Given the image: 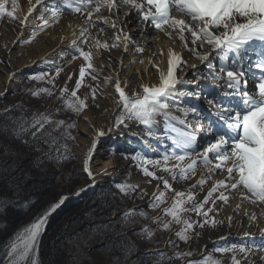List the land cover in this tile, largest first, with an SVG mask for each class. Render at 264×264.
<instances>
[{
	"label": "snow or ice",
	"instance_id": "6c2138e0",
	"mask_svg": "<svg viewBox=\"0 0 264 264\" xmlns=\"http://www.w3.org/2000/svg\"><path fill=\"white\" fill-rule=\"evenodd\" d=\"M11 3V10H6L5 3L0 2V18L7 17L9 20L19 21L22 29L38 19L41 23L36 24V28L43 30L50 23L49 19L44 18L45 13H50L52 21H57L64 10L80 14L85 18L84 24L87 25L80 29L79 35L83 38L80 43L87 41L88 28L99 27L98 22L116 30L118 22L111 17L122 11L126 18L131 15V19L137 23L143 22L146 26L153 27L173 42L178 40L181 47L198 59L206 69L201 71L196 69L195 64L191 65L195 79H187L183 67L187 61L169 49L166 71L157 66L158 84H141V91L129 96L124 90L127 85L122 87L117 79L115 93L118 99L115 103L118 105L119 115L107 132L95 131L83 168L89 180L95 179L90 170V161L101 137L121 126L128 128L126 122L142 125L144 132L148 136H153L156 135L153 129L160 123L158 118L163 117L166 139L171 142L173 150L163 154L160 159L152 160L138 152L134 153L131 159L138 162L144 176L158 181V190L153 193V202L149 205L153 210L166 203L165 191L174 190L166 177H158L155 172L148 169L147 165L168 173L173 181L188 180L196 176L201 167L206 170L207 175L201 173L200 178L187 192L175 191L172 203L163 209L164 214L171 217V221L183 225L175 233L181 241L188 242L190 239L188 233L193 230L194 223H197L183 218V213L195 212L197 216H203L204 221L199 224L203 227L209 224V213L218 211L215 208L217 200L227 204L233 192L238 193L241 200L234 209L237 213L244 202L254 206L264 205V0H35V3L29 0L27 13L22 17L16 14L17 0H11ZM37 6L41 8L40 14L33 17ZM104 12L108 15H103ZM29 17H32V20ZM99 30L106 31L103 27ZM35 34L33 30V36ZM120 40L124 41V51L127 52L132 38L123 29L115 31L111 45L96 40L95 47L104 50L119 47ZM80 43L73 41L75 52L83 57L86 67L81 66L80 78L76 80L75 89L70 97L64 99L66 86L60 90L59 97L64 100V107L77 115L87 108L85 100L77 96V90L80 89L86 75V68L95 70L91 63L92 53L84 52ZM135 50L143 51L139 45H136ZM73 58H76L75 54ZM59 71L58 69L57 73ZM91 71L88 74H91ZM45 76L47 73H40L31 79L40 81ZM92 78L97 79L96 76ZM200 80H208L212 83L201 86L198 83ZM108 82L109 78H106L105 83ZM47 83H52L51 79ZM95 92L96 90L92 89L94 100ZM41 94L52 96L53 92L47 88L31 91L34 98H38ZM184 97L194 98L196 101L205 100L208 105L206 112H202L195 104L185 105L180 99ZM173 107H176L184 118L172 115L169 109ZM189 113H192L194 131L189 130L191 125L186 122ZM63 125L64 121H54L49 115L41 112L32 114L30 125L17 127L21 132L30 131L34 138L39 139L45 133L50 136L49 127L56 129ZM67 127L71 128L74 125ZM201 132L207 137L202 150L198 148V133ZM44 142H48L47 138ZM36 150L39 151V148ZM62 158L68 159L66 155ZM170 161L175 163L169 166ZM217 174L224 178L211 185L203 201L194 204L191 208L185 207L195 198L193 189L199 187L203 190L207 180ZM161 183L163 190L159 189ZM138 187L139 185L131 184L117 185L123 195L135 192ZM214 193L219 194L214 196ZM64 199L66 197H61L60 201L50 206L43 215L38 216L10 237L2 248L0 264H39L40 239L47 217L63 203ZM209 202L213 207L205 210L204 206ZM10 204L11 201L6 198L0 199V210H6ZM133 214V211H129L124 215L127 218ZM141 215H144L143 212ZM244 215L248 217L250 223H254L257 219L255 212L249 215L245 211ZM261 216H264V209L261 211ZM228 220L231 226V217H228ZM171 221L163 222L162 229L168 230ZM154 222L161 224V218L155 217ZM211 223L214 226L217 221L212 220ZM143 231L147 233L149 239L152 237L151 231L148 229ZM260 234L264 238V228L260 229ZM244 235L250 234L245 232ZM236 250L244 253V258H247L248 253L252 251L246 246L214 249L220 253ZM258 250L264 251V247ZM159 255L163 256V253ZM191 255V252H183L170 259H182ZM261 261L264 262V256L261 257ZM185 264H221V261L202 256L196 261H186ZM231 264H241L235 254L231 257Z\"/></svg>",
	"mask_w": 264,
	"mask_h": 264
},
{
	"label": "rangeland",
	"instance_id": "374dc122",
	"mask_svg": "<svg viewBox=\"0 0 264 264\" xmlns=\"http://www.w3.org/2000/svg\"><path fill=\"white\" fill-rule=\"evenodd\" d=\"M23 1L24 0H22V2ZM0 2L5 3L6 10H11V0H9V2L8 0H0ZM40 10L41 8L39 6L38 10H34L33 15L39 16ZM120 14H122V12H120ZM47 15L50 16V13H45L44 18L47 17ZM76 18H78L77 15L74 16L75 20ZM5 19L6 17L0 18V94H2L0 95V107H4V109H15L20 116L17 123H20V120H27V123H30L32 114L41 112L49 115L54 121H64V125L60 128L53 129L49 127L48 131L53 140V142L51 141L52 146L43 147V150L54 152L53 156H58L60 161L57 162L54 157H52V161L50 162H53L54 165L48 167V174L44 172L39 174V177L45 178V180L43 179V184H36V186L40 189H43L42 187L44 186L50 189L51 192L55 191L53 195H50L52 199L50 206L57 204L61 197H66V199H64L63 203L47 217V223L43 230V234L49 224L52 226V224L62 223L61 221H68L69 217H72L81 209H85L86 203L88 202V204L93 205V203L98 201V205L104 206L110 201L113 208L107 210L106 213L111 210L109 216L97 219L87 217L84 218L83 221L79 220V222H76L75 225L78 223L77 226L74 225L72 226L73 228H71L72 231H78L76 232L78 239L79 241L82 240L87 256L90 259L94 258L93 260L95 261L98 260L101 264L106 262L104 254L101 251L102 247L108 249L110 247V242H107L103 234L98 231L99 229H101L103 233L106 231L114 232L116 237H120V239L125 242L124 248L128 245V249H125L124 254L122 250L113 251V255L115 256L117 253L122 255H120V257L117 256V260L114 264L118 262H120L119 264H185L186 261H196L202 256H209L215 260H219L221 264H231V257L233 254L241 261V264H264L261 259H258L260 255L264 253V251L258 250L264 247V238L261 237L260 231H256L254 235L257 237L253 238L238 236L236 234L222 236V231L226 229V223L224 224V218L217 211L209 213V224H205L203 227L199 226V224H202L204 221L203 216H197L195 212L183 213V218L188 219L190 222L197 223H194L193 230L188 233L190 239L187 243L181 241L175 235L183 225L171 221V217L166 216L163 209L170 206L174 199L175 191H188L191 185L194 184V177L185 181H180L179 179L173 181L168 173L161 171L159 168H154L152 165H147L148 169L155 172L158 177H166L174 190L165 191L166 203L161 204L159 208L153 210L149 207L153 202V193L158 190V181L152 179L151 181H147L149 177L143 175L138 162L131 159V156L138 152L152 160L160 159L163 154L170 153L173 150L172 145H165L164 143L161 145V142H159V144L156 142L147 143L144 139H142L144 143L141 141L137 143L133 140V137L127 135H124V137L113 136L112 131L110 134L100 138L94 156L90 161V170L95 179L89 180L87 173L83 171L87 152L91 147L95 131L100 130V127L101 130L105 132L108 131L110 118L106 113H101L103 102H99L96 109H93L94 111L92 108H89L77 115L71 110L66 109L64 107V100L59 99L60 90L65 88V86L67 87V92L64 94V99L70 97L71 92L74 90L72 86L76 85L75 80L79 77L78 71L81 66L86 67L84 59H81L83 57L76 52L78 56L81 57L79 58L81 59V63L78 67L77 65H73L71 60L69 61L71 64L68 63L63 65L64 67L61 66L58 68L56 65H51L52 61L47 56L45 57L42 55V53L38 54L39 57L34 62L28 60L22 62L25 60L24 56H26V53H24L22 49L24 47H30L34 43V40H36L41 33H45L48 28H44L41 32L33 36V30H37L36 24H38L39 21L36 19L33 20V24L27 25V27L13 33V29L6 30L4 28L5 25H7L4 23ZM2 29L5 35L2 33ZM31 31L32 35L30 34ZM96 40L97 39L94 38H87L86 45H88V47L83 43L80 44L81 49H84V52L93 53L94 48L92 46H95ZM142 41L149 42L147 39H142ZM62 51L65 52V57L67 58L68 56V59H70V55L67 53L68 51L65 49H62ZM118 51L119 50L115 49L112 54ZM72 54L71 52V55ZM123 57L124 59H131L129 60L130 63V61L137 56L135 55L132 58V54L128 52ZM135 60L138 61L137 64L140 66V70H136L137 72L133 75V79H129L131 75H127L126 72L124 74L118 73L120 79H129L128 86L130 85L131 87L137 82H142L140 73H142V75L144 73L142 69L143 63H140L141 59L139 56L138 59H134V61ZM121 62L123 63L124 61ZM91 63L95 70L91 71L86 68L87 71H91V75L89 76L91 83L88 82V89L83 91H85L84 95L86 97L91 96L93 99L92 89L96 90L95 95L97 92L100 93L104 90L106 94H108L112 91V81L109 80L108 83H105L106 78L100 75H103L107 70L98 68L97 65L93 64L92 60ZM69 65L74 67L76 71H73L74 74L72 72L74 81L71 80V82H67V84L64 85L65 79L69 77L68 69L71 68ZM13 66L16 68L17 73L12 74V79H18L19 82L13 81L12 83H8L5 79L6 76H11V67ZM127 66L128 65H125L126 68H124V70L128 72ZM58 69L60 70L59 73H57ZM199 69L201 71H206L202 64ZM40 73H47V76L40 81L31 79V77ZM87 74L88 72L86 75ZM93 76H96L97 79H93ZM49 79H51L52 83H47ZM189 79L195 78L193 75H190ZM201 82H204V80H200V83ZM200 85L203 86L205 84L201 83ZM40 88L50 89L53 95L47 96L41 94L38 98H34L31 95V91ZM79 91L81 90H77L78 97L81 96V92ZM97 100L98 99L95 101ZM204 103H206L205 100ZM86 111H92V113H86ZM67 125H74V127L69 128ZM45 135L44 138L48 140L49 135L47 133H45ZM21 148L22 147L19 145H12V150L21 153L20 157L22 158L20 162L23 164H21L20 167H26L25 169H28V165L32 163L28 164V162L31 161L30 159L33 158V155L31 153H24ZM149 150H152V152ZM65 155L68 157L66 160L62 158V156ZM16 160H19V156H17ZM115 161L120 164V169H116L111 165V162L113 163ZM174 163L175 161H170L169 166ZM62 165L64 170L62 177H65L63 181H65V183L67 182L68 185L59 188L62 177H58L57 171ZM161 167H163V165H161ZM73 182H77V184H72ZM121 184L139 185V187L135 192L129 195H123L117 188V185ZM154 186L156 190L152 191ZM159 189L163 190L162 183L159 184ZM203 191L204 190H201L199 187L193 189L195 198L191 203L186 204L185 207L191 208L194 204H199L203 201L204 196L207 195V193ZM45 196L46 195L43 194V197ZM214 196H216V193H214ZM248 204L250 207L262 206ZM223 205L225 204L223 203ZM204 207L206 210L209 207H213V205L209 202V204H206ZM129 211H133L134 214L125 218L124 214ZM141 212H143L144 215H141ZM257 212L259 214L260 211ZM155 217L161 218V224L154 222ZM212 220L217 221L214 226H212ZM166 221H171L170 227L168 230H163L162 223ZM95 222H100L99 227L96 228L97 230H94L96 225H93V223ZM101 223L104 224L102 228H100L102 225ZM143 229H148L153 233L150 239ZM111 236L113 237L112 233ZM169 241H171V244H169ZM232 246H237V248L239 246H246L251 248L252 251L248 253L247 258H244V253H240L238 250L228 253L214 251L216 248ZM183 252H191L192 255L182 259H170V257H175L177 254ZM160 253H163V256L159 255Z\"/></svg>",
	"mask_w": 264,
	"mask_h": 264
},
{
	"label": "bare ground",
	"instance_id": "6f19581e",
	"mask_svg": "<svg viewBox=\"0 0 264 264\" xmlns=\"http://www.w3.org/2000/svg\"><path fill=\"white\" fill-rule=\"evenodd\" d=\"M9 2V0H8ZM7 2V3H8ZM32 3H35V0H32ZM17 9H16V14L18 16H23L24 14L27 13V8L29 7V0H17ZM37 6V10H38ZM41 11V10H40ZM122 12V11H121ZM77 15L78 18L76 20L74 19V16ZM103 15H108L107 12H104ZM35 14L33 15V17ZM46 19L50 20V23L48 26L44 28H48L45 33H41L39 37H37L36 40H34V43L30 47H24L22 50L24 53H26L24 56V61L26 60L34 62L36 59H38L39 55L41 54L44 55L45 57L47 56L51 61L53 66H58L61 67L65 64H68L69 61L73 63V65H77V67L81 63V58L78 56V53L74 52L75 51V46L73 45V41H77V43H80L81 38L79 33L81 27H87V25L84 24V17L80 16V14H73L70 12V10H64L62 14L60 15L59 19L57 21H52L50 19V16L47 15L45 17ZM30 20H32V17H29ZM111 19L116 20L118 22V28L116 30L112 29L108 25H104L102 22H98L99 27H89L88 28V38H94L99 40L101 43L107 42L109 45L112 44V40L114 39V33L115 31L119 29H123L124 32H127L128 35L132 38V41L128 44V51H124V41L120 40L119 41V47H110L108 50H104L103 48L97 49L95 46H92L94 48V51L92 53V62L94 65H97L98 68H104L107 70L103 75H100L103 78H109L110 81H112V88L111 92L106 94V91L102 92H97L95 95V100L98 99L97 101L93 100L90 97H86L84 95L83 90H87L88 85L91 81L89 80V76L91 74L85 75V77L82 80V84L79 90L81 92V97L80 99H84L87 108H92V110L96 109L97 104L100 102L102 103V112L101 113H106L109 118H110V125L115 121V118L117 115H119V108L118 105L115 103L116 99H118V95L115 93V84L117 79L120 81L121 86L124 87V85H127L126 88H124L125 92L131 96L134 92H140L141 84H146V85H155L159 83V73L157 71V66L160 69H164L166 71L167 69V60L169 57V49H171L174 53H177L183 57L184 60L187 61V64L184 65V70L187 73V79H189L190 75H193L194 69L191 67V65L195 64L196 69H199L201 62L193 57L189 52H187L185 49H183L177 40L176 42H173V40L169 39L167 36H165L163 33L158 32L151 26H146L143 22L137 23L135 20L131 19V15L129 17H125L122 14H113ZM7 25H5V29H13L12 32L14 33L15 31H20L21 25L19 21H12L9 20L7 17L4 21ZM37 23V22H36ZM41 23V21H38V24ZM33 24L29 23L28 25ZM11 27V28H10ZM27 27V26H26ZM100 27H103L106 29V31L101 32L99 30ZM43 28V29H44ZM37 29V28H36ZM42 30L37 29L35 30V33L41 32ZM2 33L3 29H2ZM32 31L30 32V34ZM75 33V35H74ZM32 35V34H31ZM143 36V38H141ZM142 39H147L149 42L142 41ZM142 41V42H141ZM83 44V43H80ZM84 45H86V42H84ZM83 45V47H84ZM136 45H139L143 51L137 52L135 50ZM81 46V45H80ZM85 48V47H84ZM62 49L67 50L70 59L65 57V52L62 51ZM117 49L119 50L117 53L112 54V52ZM84 50V49H83ZM71 52L75 54L76 58H73V54L71 55ZM130 52L133 56H137L132 59V61L129 60L131 59H124V55L126 53ZM66 53V54H67ZM141 59L143 61V67L142 69L144 70V73H140V76L142 77V82H137L131 87L130 85L128 86L129 79H133V75L136 70H140V66H138V61H134V59ZM73 58V59H72ZM81 58V59H79ZM68 59V60H67ZM79 59V60H78ZM115 61H113V60ZM123 59V60H122ZM23 60V59H22ZM121 61H124L123 63ZM151 61V63H150ZM69 63V64H71ZM125 65H128V72L124 70ZM64 67V66H63ZM70 69L66 68L69 70V76L71 75V79L69 77L65 79L64 85L67 84V82H71L73 80V74L75 71L74 67L70 66ZM76 68V67H75ZM73 72V74H72ZM76 72V71H75ZM89 73V71L86 70V73ZM127 73V75H131L129 79H120V75L118 73L124 74ZM139 72V71H138ZM142 72V71H141ZM17 73L16 68L11 67V76H6V81L8 83H12L13 81L19 82V80L12 79V74ZM68 74V72H67ZM180 75V73H177ZM78 76H79V71H78ZM106 76V77H105ZM11 77V79H10ZM16 78V77H15ZM19 78V77H18ZM80 76L78 77V79ZM193 80V79H189ZM74 81V80H73ZM76 82V80H75ZM205 85H209L212 82L208 80H204V82H201ZM199 81V84H201ZM252 85H250L251 87ZM191 87V86H188ZM193 87V86H192ZM73 89H75V86H72ZM107 90V89H106ZM185 105L187 104H195L202 112H206L208 105L204 103V100L201 99L199 101H196L194 98H180ZM205 104V105H204ZM207 106V107H206ZM85 109V110H86ZM93 110V111H94ZM169 112L174 115V116H179L181 118L183 117V114L178 112L176 107H173L172 109H169ZM86 113H92V111H86ZM160 123H158L153 131L156 133V135L153 136H148L143 129L142 125H137L133 122H126L128 123L129 127L128 128H123L122 126L120 128L114 129L113 130V136H121L124 137V135L133 137V140H135L137 143L142 142L144 143V140L150 143L156 142L159 144V142L164 143L165 145H172L169 140L166 139L167 133L164 131V118L159 117ZM186 122L191 125V128L189 130H195V126L192 125V113H189L188 116L186 117ZM171 127V125H169ZM130 129V131H129ZM101 130V127H100ZM144 139V140H142ZM207 139L204 133H198V148L202 150V147L204 146V141ZM152 152V150H149ZM111 165L116 168L120 169V164H118L116 161L111 162ZM201 173H204L207 175V172L204 168H199L197 171L196 176H194V184L196 183V180L200 178ZM224 177L221 175H213L211 179L207 180L206 184L204 185L203 190L205 193H207L208 189L211 187L213 183H215L218 180L223 179ZM153 180V179H152ZM147 181H151V178L149 177ZM156 190V187L154 186L152 188V191ZM203 191V192H204ZM219 193H216L218 195ZM232 198H230L229 202L225 205H223L222 201L217 200L215 208L218 209V213L224 218V224L226 223V229L222 231V236L223 235H230V234H236L238 236H245L244 233L248 232L250 235L246 237H257L254 235L256 231H260V229L264 228V216H261V211L264 209V205L261 207H250L248 202H244L242 206L239 209V212L237 213L234 211L236 208L237 204L241 203L240 197L238 193H231L230 194ZM253 208V209H252ZM259 209V210H258ZM245 211L251 215L253 212L256 213L257 219L254 223H250L249 219L247 216L244 215ZM257 211H260L259 214ZM228 217H231V226H229V220ZM244 219V220H243ZM250 238V239H251ZM264 256V253L260 255V258Z\"/></svg>",
	"mask_w": 264,
	"mask_h": 264
},
{
	"label": "trees",
	"instance_id": "16d2710c",
	"mask_svg": "<svg viewBox=\"0 0 264 264\" xmlns=\"http://www.w3.org/2000/svg\"><path fill=\"white\" fill-rule=\"evenodd\" d=\"M18 114L13 108L4 109V107H0V199L6 198L11 201L10 206L6 210H0V254H2V248L10 237L25 225L30 224L35 218L43 215L50 208L52 200L50 195H53L55 191L51 192L50 189L44 186L42 187L43 189H40L36 184L44 183L45 178L39 177V174L41 172L48 174V167L54 165L53 162H50L52 157H54L55 161H60L58 156H53L54 152L43 150L44 146H52L53 140L51 136L48 137V142H44V136L46 135L36 139L30 134V131H19L18 125L27 126L31 122L27 123V120H20V123H17L18 118H20ZM13 144L21 146L24 153L33 155V158L30 159L31 161L28 162V164L32 162L28 165V169L20 167L23 164L20 162L21 153L12 150ZM37 148H39V151L36 150ZM17 156H19V160H16ZM63 173L62 165L57 171L58 177L61 178ZM64 178L62 177L59 188L68 185L67 182L63 181ZM72 184H77V182ZM43 194L46 196L43 197ZM88 203H86L85 209H81L78 213L69 217L68 221H61L62 223L52 224V226L49 224L46 227L40 241L39 264H101L98 260L95 261L93 260L94 258L90 259L87 256L82 240L79 241L78 239L76 233L78 231H72L71 228L76 222H79V220L83 221L87 217L97 219L109 216L111 210L108 213L106 212L108 209H112L113 205L110 201L104 206L98 205V201L93 203V205ZM101 224L100 228L104 225L103 223ZM93 225H96L94 230H97L96 228L99 227L100 222H95ZM98 231L103 234L107 242H110L108 249L102 247L101 250L106 259L105 263L114 264L117 256L120 257L121 254L117 253L115 256L113 251L122 250L124 254L125 249H128V245L124 248L125 242L120 237H116L112 231L104 233L101 229Z\"/></svg>",
	"mask_w": 264,
	"mask_h": 264
}]
</instances>
